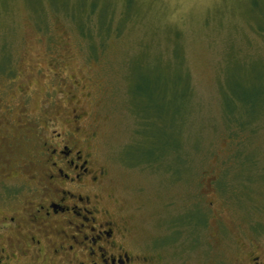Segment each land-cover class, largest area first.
Returning <instances> with one entry per match:
<instances>
[{"label":"rangeland","instance_id":"374dc122","mask_svg":"<svg viewBox=\"0 0 264 264\" xmlns=\"http://www.w3.org/2000/svg\"><path fill=\"white\" fill-rule=\"evenodd\" d=\"M259 28L264 0H0V164L19 129L76 110L150 264H246L264 248V104L246 126L227 104L264 90Z\"/></svg>","mask_w":264,"mask_h":264},{"label":"flooded vegetation","instance_id":"af4514ba","mask_svg":"<svg viewBox=\"0 0 264 264\" xmlns=\"http://www.w3.org/2000/svg\"><path fill=\"white\" fill-rule=\"evenodd\" d=\"M10 111V110H9ZM74 114L60 126L54 116L19 129L22 145L0 164V264H150L121 216L103 203L97 187L106 169L94 155L93 133ZM11 125L10 136L14 137ZM1 152V150H0ZM16 158V160H14ZM246 264H264L251 243Z\"/></svg>","mask_w":264,"mask_h":264},{"label":"trees","instance_id":"16d2710c","mask_svg":"<svg viewBox=\"0 0 264 264\" xmlns=\"http://www.w3.org/2000/svg\"><path fill=\"white\" fill-rule=\"evenodd\" d=\"M260 31H264V29H260ZM261 88L263 89L264 87L261 85ZM242 92V91H241ZM239 95H233L232 97V102L234 103V100L237 102V104L239 105V103H241L240 106H242V108H245L247 110H251L252 112V115H251V119L248 120V122H244L243 120H236V116L233 115L234 113V108L235 106L237 107V104L234 105V110L232 109L231 107V104H227L228 106V114H227V117H228V121L230 123H238L239 125H242V126H246L248 124H250L255 118L256 116L258 115V108H262L263 107V104H264V90H260V93H257L255 94L254 91H249L248 94H245L244 92H242ZM161 93V92H160ZM234 99V100H233ZM241 109V108H240ZM259 109V110H260Z\"/></svg>","mask_w":264,"mask_h":264}]
</instances>
